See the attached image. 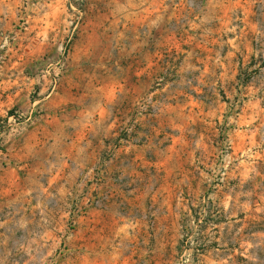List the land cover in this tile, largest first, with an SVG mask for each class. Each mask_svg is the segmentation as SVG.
Here are the masks:
<instances>
[{
  "label": "rangeland",
  "instance_id": "obj_1",
  "mask_svg": "<svg viewBox=\"0 0 264 264\" xmlns=\"http://www.w3.org/2000/svg\"><path fill=\"white\" fill-rule=\"evenodd\" d=\"M0 264H264V0H0Z\"/></svg>",
  "mask_w": 264,
  "mask_h": 264
},
{
  "label": "crops",
  "instance_id": "obj_2",
  "mask_svg": "<svg viewBox=\"0 0 264 264\" xmlns=\"http://www.w3.org/2000/svg\"><path fill=\"white\" fill-rule=\"evenodd\" d=\"M66 119H67V122L66 123H72V122L84 123L83 124V128H81V129L78 130L79 133L76 134V136H78L80 134V132H86V128H87L86 123L81 118L78 117V119H77L76 117L73 118L72 116H66ZM56 123L59 124V122H56Z\"/></svg>",
  "mask_w": 264,
  "mask_h": 264
}]
</instances>
